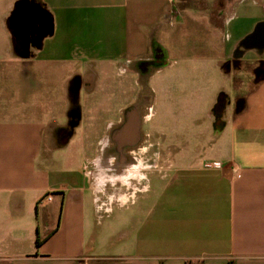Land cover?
<instances>
[{"label": "crops", "instance_id": "obj_1", "mask_svg": "<svg viewBox=\"0 0 264 264\" xmlns=\"http://www.w3.org/2000/svg\"><path fill=\"white\" fill-rule=\"evenodd\" d=\"M0 264H264V0H0Z\"/></svg>", "mask_w": 264, "mask_h": 264}, {"label": "rangeland", "instance_id": "obj_2", "mask_svg": "<svg viewBox=\"0 0 264 264\" xmlns=\"http://www.w3.org/2000/svg\"><path fill=\"white\" fill-rule=\"evenodd\" d=\"M29 9H31V11H30V14L28 13V17L30 18V17H32V13H33V15L35 14L36 16H37V14H40L39 13V11H36V9H37V7L35 6V5H31V6H28V12H29ZM18 10H20L19 8H18ZM14 17H16V19L14 20V21H12L14 24H13V27L15 28V30H14V34H15V37H17V42H24L25 41V34H27V31H25V30H18V26L20 27V25L19 24H16L15 22H16V20H17V22H20V20L21 19H18V18H20V16L19 15H17L16 16V14H15V16ZM37 18L40 20V21H42V19L40 18V16H37ZM212 64V63H211ZM212 66V65H211ZM216 68L217 67H214L213 69L215 70V72L217 71L216 70ZM221 93H223V92H220V94H218V97H217V102L216 103H219L220 101H221ZM225 95H226V93H225ZM227 95L225 96V98L223 99V101H224V103L225 102H227ZM215 103V104H216ZM212 105V104H211ZM153 108V107H152ZM211 128H212V126H211ZM155 139V137H152V140H154ZM212 140V139H211ZM166 141H167V138H166ZM140 145H143L144 146V144H140ZM154 145H156V146H152V147H150L149 148V150L151 149V150H155V149H157V150H159V151H161V152H169V150H170V146H169V144L168 143H165V142H160V143H157V144H154ZM196 144H187V143H179V144H172L171 145V148H172V150H174L175 149V147L177 148V150H179V148H182V147H185V146H195ZM207 145V144H206ZM211 145V147L214 145V143H212L211 144V142H210V144L208 145V146H210ZM143 146H141V147H143ZM191 147H188V148H191ZM210 147V148H211ZM212 149V148H211ZM214 149V148H213ZM133 163H134V161H133ZM133 165V164H132ZM131 181H132V179H131ZM132 182H134V181H132ZM117 183H115V182H108V184H107V186H106V193L107 194H104V193H102V192H99L98 194H100V196L99 197H103V198H108V197H113V196H115L116 194H117V192H119L118 191V189H117V187H119V185L117 184ZM113 216L116 218V219H118L120 216H121V213H119V209H117L116 207H114V209H113ZM110 219L109 218H104L103 220H102V225H103V231H104V228H105V225L107 224V221H109ZM111 229V228H110Z\"/></svg>", "mask_w": 264, "mask_h": 264}, {"label": "flooded vegetation", "instance_id": "obj_3", "mask_svg": "<svg viewBox=\"0 0 264 264\" xmlns=\"http://www.w3.org/2000/svg\"><path fill=\"white\" fill-rule=\"evenodd\" d=\"M139 144H135V143H127V144H124L122 145L123 149L125 152H128L129 151V155L130 157L128 158H125L124 161L121 160L120 157H117L115 160H114V163L111 164V170H109V172L111 173V175H114L116 176L117 173H119V171L122 169H125L124 165H127V166H131L132 164H134L136 161L133 157H131L133 155V152L132 151H135L137 149ZM111 150H113V154H119V152H117L119 150V145L116 144L114 145ZM137 151V150H136ZM134 161V163H133Z\"/></svg>", "mask_w": 264, "mask_h": 264}, {"label": "water", "instance_id": "obj_4", "mask_svg": "<svg viewBox=\"0 0 264 264\" xmlns=\"http://www.w3.org/2000/svg\"><path fill=\"white\" fill-rule=\"evenodd\" d=\"M37 7V6H36ZM20 9V8H19ZM36 11H39L40 14H38L40 16V18L42 19L43 23L40 22L41 27H43L44 21H49L48 20V16L47 14L40 8L37 7Z\"/></svg>", "mask_w": 264, "mask_h": 264}, {"label": "trees", "instance_id": "obj_5", "mask_svg": "<svg viewBox=\"0 0 264 264\" xmlns=\"http://www.w3.org/2000/svg\"><path fill=\"white\" fill-rule=\"evenodd\" d=\"M37 243H38V244H40V243H41V241H40V240H38V241H37Z\"/></svg>", "mask_w": 264, "mask_h": 264}, {"label": "built area", "instance_id": "obj_6", "mask_svg": "<svg viewBox=\"0 0 264 264\" xmlns=\"http://www.w3.org/2000/svg\"><path fill=\"white\" fill-rule=\"evenodd\" d=\"M218 164V163H217Z\"/></svg>", "mask_w": 264, "mask_h": 264}]
</instances>
